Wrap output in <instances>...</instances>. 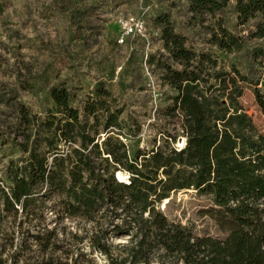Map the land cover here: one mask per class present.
Returning <instances> with one entry per match:
<instances>
[{
  "label": "trees",
  "instance_id": "trees-1",
  "mask_svg": "<svg viewBox=\"0 0 264 264\" xmlns=\"http://www.w3.org/2000/svg\"><path fill=\"white\" fill-rule=\"evenodd\" d=\"M185 1L201 19L230 2ZM235 10L239 25L255 21L254 29L236 35L216 22L211 42L241 52L247 38L254 40L247 73L190 48L168 14L156 18L168 57L152 54L148 62L176 94L164 110L160 142L150 150H128L124 109L102 81L82 109L65 85L54 86L55 106L45 115L17 95L0 94V103L14 109L12 143L23 154L9 160V184L0 178V216L28 213L36 200L55 194L62 197L57 214L95 223L91 245L106 264H264V131L242 103L245 86L252 85L264 114V0H236ZM2 125L0 120V136ZM180 136L184 146L177 145ZM189 190L209 201L202 213L225 237L195 234L160 209L173 193ZM111 236L129 238L114 246ZM33 237L42 255L25 264H84L56 255L61 246L55 230Z\"/></svg>",
  "mask_w": 264,
  "mask_h": 264
},
{
  "label": "rangeland",
  "instance_id": "rangeland-1",
  "mask_svg": "<svg viewBox=\"0 0 264 264\" xmlns=\"http://www.w3.org/2000/svg\"><path fill=\"white\" fill-rule=\"evenodd\" d=\"M235 3L230 0L223 10L201 19L193 17L185 0H0V94L12 100L17 95L32 112L45 115L55 106L50 95L54 86L65 85L72 94V104L82 109L102 81L114 95L115 105L124 109L128 150L131 154L138 148L150 150L160 142L161 127L168 120L164 110L176 94L163 81L161 69L148 62L152 54L168 57L156 18L168 14L190 48L212 54L226 68L235 64L247 73L254 40L247 38L241 52H227L211 42L216 22L236 35L247 36L254 29L255 21L239 25ZM128 14L144 15L146 36L132 37L119 45L118 21ZM242 103L264 131V114L252 85L245 86ZM0 120V178L9 184V160L23 154L12 143L14 109L0 103ZM122 174L125 179L126 174ZM61 198L51 194L36 200L28 213L0 216V264H15L12 256L19 248L17 264L42 255L33 236L52 230L57 232L61 246L56 255H69L70 260L78 258L84 264H106V257L91 245L95 223L57 214ZM208 203L189 190L173 193L160 209L169 220L189 226L195 234L223 238L225 234L216 223L202 213ZM128 238L111 236L110 242L115 246Z\"/></svg>",
  "mask_w": 264,
  "mask_h": 264
},
{
  "label": "built area",
  "instance_id": "built-area-1",
  "mask_svg": "<svg viewBox=\"0 0 264 264\" xmlns=\"http://www.w3.org/2000/svg\"><path fill=\"white\" fill-rule=\"evenodd\" d=\"M147 25L144 15L128 14L118 21L117 43L123 45L129 38L146 36ZM123 141L127 138L122 137ZM127 175L126 178L127 179Z\"/></svg>",
  "mask_w": 264,
  "mask_h": 264
},
{
  "label": "bare ground",
  "instance_id": "bare-ground-1",
  "mask_svg": "<svg viewBox=\"0 0 264 264\" xmlns=\"http://www.w3.org/2000/svg\"><path fill=\"white\" fill-rule=\"evenodd\" d=\"M180 145H181V146H184V145H185V138H183V140H182V142H181ZM121 176H122V175L119 173V174H118V177L121 178Z\"/></svg>",
  "mask_w": 264,
  "mask_h": 264
},
{
  "label": "water",
  "instance_id": "water-1",
  "mask_svg": "<svg viewBox=\"0 0 264 264\" xmlns=\"http://www.w3.org/2000/svg\"><path fill=\"white\" fill-rule=\"evenodd\" d=\"M183 140V138H181V141Z\"/></svg>",
  "mask_w": 264,
  "mask_h": 264
}]
</instances>
